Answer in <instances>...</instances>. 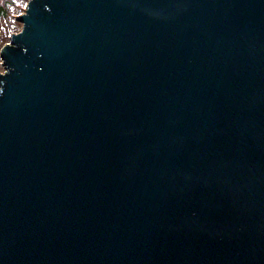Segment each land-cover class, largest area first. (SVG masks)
Listing matches in <instances>:
<instances>
[{
  "label": "water",
  "instance_id": "95a60500",
  "mask_svg": "<svg viewBox=\"0 0 264 264\" xmlns=\"http://www.w3.org/2000/svg\"><path fill=\"white\" fill-rule=\"evenodd\" d=\"M0 50V264H264V0H28Z\"/></svg>",
  "mask_w": 264,
  "mask_h": 264
},
{
  "label": "rangeland",
  "instance_id": "374dc122",
  "mask_svg": "<svg viewBox=\"0 0 264 264\" xmlns=\"http://www.w3.org/2000/svg\"><path fill=\"white\" fill-rule=\"evenodd\" d=\"M25 5V4H24ZM13 10V8H11ZM21 23L15 18H11L9 14L7 16L0 17V50L6 43L9 42V36L11 33L19 31ZM4 71L2 61L0 59V73Z\"/></svg>",
  "mask_w": 264,
  "mask_h": 264
},
{
  "label": "trees",
  "instance_id": "16d2710c",
  "mask_svg": "<svg viewBox=\"0 0 264 264\" xmlns=\"http://www.w3.org/2000/svg\"><path fill=\"white\" fill-rule=\"evenodd\" d=\"M26 2L27 0H0V17L9 14V16L13 18L21 14L24 11ZM11 8H13V10Z\"/></svg>",
  "mask_w": 264,
  "mask_h": 264
}]
</instances>
